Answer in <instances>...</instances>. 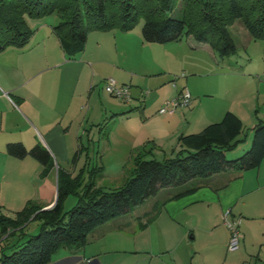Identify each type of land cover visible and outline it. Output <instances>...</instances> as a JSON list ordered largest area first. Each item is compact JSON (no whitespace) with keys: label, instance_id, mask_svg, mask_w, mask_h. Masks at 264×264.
<instances>
[{"label":"crops","instance_id":"1","mask_svg":"<svg viewBox=\"0 0 264 264\" xmlns=\"http://www.w3.org/2000/svg\"><path fill=\"white\" fill-rule=\"evenodd\" d=\"M28 22L35 29L29 43L0 51V216L16 217L27 201L51 208L57 199V170H65L60 164L73 162L79 149L82 152L76 163L85 154L84 166L93 163V157L105 168L102 160L106 162L109 154L121 168L131 165L133 172L138 153L143 152L146 159L173 157L185 148L179 142L181 134L201 131L220 121L228 110L250 129L246 138L243 131L238 145L243 139L251 145L253 127L264 120V104L256 106L255 117L248 123L242 107L233 108L241 101V94H247L246 86H208L212 83L205 78L217 71L225 73L220 63H227L231 69L227 73L236 76L248 71L264 77V40L254 39L240 20L229 27L236 43V51L230 56L242 47L247 57L245 68L234 65L237 60L233 58L227 62L219 59L209 43L193 36L160 44L147 42L142 29L136 28L91 31L84 51L69 58L54 31L59 18L29 17ZM182 71L183 77L186 73L191 76L180 84L173 80L171 85L173 76ZM108 77L131 85L130 101L101 95ZM100 83L103 89L97 90ZM185 87L192 94L190 105L173 114H160L164 102ZM144 89L151 91L147 102L142 99ZM262 92L260 88V97ZM213 93L218 99L211 98ZM97 98L103 99L100 116L106 118L89 125ZM85 101L89 110L84 114ZM117 128L124 130L119 140ZM101 139L105 140L103 150L98 148ZM16 141L27 148L38 143L45 146L54 167L44 174V165L34 157L10 155L7 145ZM190 187L196 188L184 192ZM225 211H230L229 218H242L240 241H246L254 222L264 220V160L258 168L228 169L182 186L163 188L130 213L98 226L85 245L61 247L64 251L51 264H212L189 257L200 228L209 233L207 247L215 246L218 255L225 252L226 264L234 250L229 249L231 233L222 221ZM32 221L19 230L15 241L10 238L16 232L0 237V257L37 233L33 231L40 229L41 222L26 232Z\"/></svg>","mask_w":264,"mask_h":264},{"label":"trees","instance_id":"2","mask_svg":"<svg viewBox=\"0 0 264 264\" xmlns=\"http://www.w3.org/2000/svg\"><path fill=\"white\" fill-rule=\"evenodd\" d=\"M54 13L61 19L54 31L69 58L84 51L91 31H130L141 20L147 42L166 44L193 36L209 43L220 56L236 51L229 27L237 20L254 39L264 40V0H0V51L29 43L34 33L29 17ZM244 128L242 119L228 110L220 121L201 131L181 134L179 142L185 148L173 157L146 159L143 152L138 153L131 176L112 190L93 180L96 168L88 172L90 181H73L59 168L57 199L51 208L43 209L29 201L16 217L0 216V237L23 230L32 218L41 222L36 234L2 254L0 264H51L58 249L85 245L98 226L130 213L163 188L182 186L228 169L260 167L264 160V120L253 127L251 145L243 154L227 156V151L238 145ZM7 152L18 158L34 157L44 165V174L54 167L51 153L39 143L27 148L21 141L10 142ZM81 152L75 153L74 160ZM97 168L98 172L103 169ZM71 193L77 203L66 212L64 202Z\"/></svg>","mask_w":264,"mask_h":264},{"label":"rangeland","instance_id":"3","mask_svg":"<svg viewBox=\"0 0 264 264\" xmlns=\"http://www.w3.org/2000/svg\"><path fill=\"white\" fill-rule=\"evenodd\" d=\"M47 20H52V19H56L60 17L58 16L57 13L51 14V15H47L45 17ZM59 23V22H58ZM57 23V24H58ZM142 23L143 20H141L140 23H138V25H136V29H141L142 27ZM29 26L35 31L34 27H32L30 25V23L28 22ZM245 51V50H244ZM242 47H239V53H237L236 55L233 56H226V57H221L218 55L219 59H224L225 62L229 61V59H235L237 60V62H234V65H238L239 68H245L247 66V57L246 55L243 53L244 52ZM230 57V58H229ZM221 67L224 68L225 73L221 74L220 71H217L215 73H211L208 76H205V78H207V80L212 83L209 84L208 86H217V85H221V84H238L240 86H246V90H247V94L243 95L241 94V96L239 97L238 100H241L239 102L236 103V105L233 106L234 109L236 108H241L243 109L242 114H244V118L245 122L248 123V121L250 119H253L255 117V108L257 105H262L264 103H261V101H264V95L261 94V97L259 96V89L262 88V90L264 91V77H259L258 75H254V73H252V75H250V73H248V71L245 74H241L240 76H236L230 73H227L228 71L231 72V69H229V67H227V63H220ZM208 69H204L205 71H208ZM218 70V69H217ZM208 72H206L207 74ZM187 77H190L191 74L186 73ZM186 76L183 77V71L181 73L175 74L172 78V81L170 82V84L172 85V83H174V81H176L178 84L182 83L184 79H186ZM183 77V78H182ZM254 77V78H252ZM263 78V79H261ZM174 80V81H173ZM263 80V82L261 81ZM103 85H101V83L96 87L97 90H102ZM215 86V87H216ZM264 93V92H262ZM215 95H213L211 98L213 99H218V95L216 93H213ZM101 95H105L108 97H111L112 99H118V98H114L112 96H110V94L108 92H106L104 89L101 91ZM151 97V91L150 89H144V93L142 96V99L145 100V102L148 101V99ZM260 97V99H259ZM100 100V101H99ZM98 98L95 100L94 102V107H95V111H94V116L91 118L92 121H90L89 125H92L93 122L95 124H97V122H101L103 121L106 117H101L100 113L101 110L103 109L101 108V101L103 99ZM261 100V101H260ZM89 103H87L85 101V103L83 104V113H87L89 110V107L87 108V106ZM92 106V105H91ZM103 107V106H102ZM153 128V127H151ZM124 130L120 131L119 128H117V130L115 131V136L116 138L119 140L121 139V135L123 133ZM250 133V129L249 127H245L244 133L242 135L243 138H246L247 134L249 135ZM248 140V139H247ZM247 140H242L241 143L234 148L233 150L229 151L227 153V156L230 158H235L241 154H243L245 152V150H247L249 148L250 145H246V141ZM104 142L105 140L100 141L99 143V149H104ZM97 144V143H96ZM93 156L92 152H90V157ZM79 157V156H78ZM84 158L81 157V162L79 163V160L76 163V160L70 161L69 163H62L60 164L61 167H63L65 169L66 172H68L73 181H82V179H84V181H90L89 178V170L96 168V172L93 173V176H95V178L93 179L94 181H97V185L98 186H103L106 190H112L115 188H118L119 186H121L132 174V170L131 165H128L125 169L121 168L122 165L120 164L119 161L117 160H111L114 159V157H112L111 155H107V161H103L102 163L104 164L103 166H105L104 169H102L101 171H97V167L100 164H96L95 162V158L93 160V163L87 164L86 166H84L83 161L85 159V157H87L85 154L83 155ZM161 158V157H159ZM85 171V172H84ZM82 173H84V175L80 176ZM69 196L67 198V200L65 201L64 204V211H68L71 207H73L76 203H77V197L74 196V194H70L67 195ZM28 202V201H27ZM26 202V204H27ZM19 206V204H18ZM227 212V211H225ZM16 213V212H15ZM7 214V213H6ZM14 212H11L10 215H13ZM222 221L225 222L224 220V214L222 216ZM38 224H40L39 220H33L31 222V224L27 227L26 232L30 231L32 232L34 230V227H36ZM254 227L251 229V231L248 233V238L246 239V241H243L241 239V241H239L238 244V248L237 250H234L233 252H230V254H234V255H230L228 258V261L226 264H264V220H256L254 222ZM39 230V229H38ZM38 230L33 231V233L38 232ZM20 236V231L17 230L16 234L10 238V241L12 240H16L18 239ZM209 238V233L208 231H206L203 228H200L197 231V239L194 242V249L192 250V252L189 254V257H191L192 260H196V261H210L212 264H223V262L225 261V252L222 250L221 254H217V250L215 249V246H208L207 247V240ZM65 248L60 249L58 252H56L52 259L53 260H57L59 256V254L64 251ZM11 248H8L6 250L7 253L12 252ZM217 260H219L217 262Z\"/></svg>","mask_w":264,"mask_h":264},{"label":"built area","instance_id":"4","mask_svg":"<svg viewBox=\"0 0 264 264\" xmlns=\"http://www.w3.org/2000/svg\"><path fill=\"white\" fill-rule=\"evenodd\" d=\"M184 76V74H183ZM105 90L112 95L113 97L130 101L132 98L131 85L129 84H120L113 77H108L104 83ZM192 100V94L190 90L185 87L182 91L175 97L168 99L160 107L158 112L160 114H173L178 109L189 106ZM230 211L225 212L224 220L226 226L228 227L231 235L229 242V249L235 250L238 248V244L241 237L240 225L242 223V218L239 216L229 218Z\"/></svg>","mask_w":264,"mask_h":264}]
</instances>
